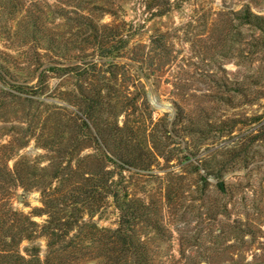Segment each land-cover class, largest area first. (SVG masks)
Returning <instances> with one entry per match:
<instances>
[{
	"label": "rangeland",
	"instance_id": "obj_1",
	"mask_svg": "<svg viewBox=\"0 0 264 264\" xmlns=\"http://www.w3.org/2000/svg\"><path fill=\"white\" fill-rule=\"evenodd\" d=\"M245 5L264 15V0H0V64L10 73L0 77V203L25 213L42 206L40 190L5 173L51 164L35 134L44 132L41 142L54 148L76 146L64 133L65 116L49 117L42 102L20 107L13 95L19 81L36 83L57 63L86 66L102 40L91 28L101 35L110 26L122 34L111 30V55H120V72L143 76L159 121L152 167L124 172L131 197L155 214L157 228L139 226L154 263H263L264 38L235 15ZM49 75L55 88L62 78ZM96 78L82 73L78 84L98 85ZM174 102L185 110L183 121L174 120ZM94 220L117 226L111 199ZM36 244L44 258V237L24 240L21 249Z\"/></svg>",
	"mask_w": 264,
	"mask_h": 264
},
{
	"label": "trees",
	"instance_id": "obj_2",
	"mask_svg": "<svg viewBox=\"0 0 264 264\" xmlns=\"http://www.w3.org/2000/svg\"><path fill=\"white\" fill-rule=\"evenodd\" d=\"M235 15L264 38V15L249 5ZM104 28L109 32L102 33ZM91 29L92 36L102 40L89 55L90 61L83 62L86 66L82 67V62L49 66L36 83L19 81L13 94L23 109H39L42 102L49 117L65 116L64 133L76 146L72 148L69 142L66 147L54 148L46 138L41 142L44 132L35 134L37 143L53 154L51 164H25L5 172L25 189L40 190L42 206L25 213L0 203V264H155L139 232L145 221L157 228L155 214L144 199L131 197L124 172L131 167L149 169L154 164L159 149L156 108L143 76L120 72V55H111V30L114 38L122 34L110 26H104L101 35L98 26ZM51 72L62 78L55 88L49 83ZM82 73L97 77L99 84L87 88L79 85ZM9 75L0 64V77ZM62 82L72 83L64 88ZM47 97L63 103L48 102ZM174 110L175 121L186 118L178 102H174ZM86 150L91 152L84 153ZM29 158L23 156L22 160ZM110 199L119 220L116 227H101L94 217ZM35 217L45 219L38 222ZM40 237L46 239L44 258L39 244L21 249L24 240Z\"/></svg>",
	"mask_w": 264,
	"mask_h": 264
},
{
	"label": "water",
	"instance_id": "obj_3",
	"mask_svg": "<svg viewBox=\"0 0 264 264\" xmlns=\"http://www.w3.org/2000/svg\"><path fill=\"white\" fill-rule=\"evenodd\" d=\"M157 105H158V106H161V103H158V102H157ZM22 199H23V196L20 195V196H19V200H22Z\"/></svg>",
	"mask_w": 264,
	"mask_h": 264
}]
</instances>
